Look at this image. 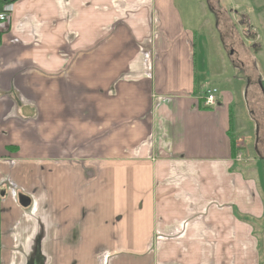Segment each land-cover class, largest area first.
<instances>
[{
  "label": "crops",
  "instance_id": "obj_1",
  "mask_svg": "<svg viewBox=\"0 0 264 264\" xmlns=\"http://www.w3.org/2000/svg\"><path fill=\"white\" fill-rule=\"evenodd\" d=\"M207 2L231 58L241 14L227 21ZM6 9L0 115L13 100L34 120L13 93L23 83L42 113L29 136L0 123V264H264V81L242 48L231 66L247 79L243 118L231 70L223 91L203 86L218 53L173 0Z\"/></svg>",
  "mask_w": 264,
  "mask_h": 264
},
{
  "label": "rangeland",
  "instance_id": "obj_2",
  "mask_svg": "<svg viewBox=\"0 0 264 264\" xmlns=\"http://www.w3.org/2000/svg\"><path fill=\"white\" fill-rule=\"evenodd\" d=\"M238 0H218L217 7L218 10H216L218 13H222L219 17H224L227 21H231V15L236 14L235 12H238L237 14H241L240 16L234 15L235 21V29L237 30V34L240 37L241 41V48L245 52V56L248 57L246 60L250 64V67L256 71L257 74L260 75V78L264 81V0H239L240 2H237ZM174 5L182 10L187 18V20H190L191 14H194L198 21H201L204 24L203 26H200L203 28V33L211 39V42L214 45V51L216 50L218 53V62H215L212 59V56L209 54V62H208V75L206 76L207 79L204 80V87H216V89L220 91H223L225 89V82L224 77H220L221 74L226 73L228 70L231 75L233 73L232 80H234V85H232L231 90L233 91L234 97H235V110L238 111V113L242 112V118L244 116L245 111L242 110L241 106L243 105L242 97H241V90L244 89V87L247 85V79H245V72L241 70H234L231 66V60L235 63L234 59L237 58L236 55L239 54V49L237 51H234L231 58H229V49L227 51L225 50L226 46H224L221 42V38L229 40V30L224 32H221L218 30L216 26V16L214 12L211 10L210 3L207 2V0H173ZM190 14L188 15V11ZM192 16V15H191ZM236 16L238 17L236 19ZM193 19V17H192ZM250 21V26L252 27V34L249 35L250 29L247 28V24ZM202 25V24H201ZM201 28V29H202ZM1 29V27H0ZM230 29V28H229ZM227 32V33H226ZM247 34L249 36H247ZM231 36V35H230ZM231 40V37H230ZM254 40V41H253ZM250 41V44L248 43ZM253 42L256 44V49L252 46ZM232 43V40L230 41ZM225 47V48H224ZM210 53V52H209ZM230 60H229V59ZM220 74V75H219ZM235 76V78H234ZM33 76H28L27 74H21L17 76V78H32ZM203 77V76H202ZM203 79V78H202ZM28 81V80H26ZM261 84V82H260ZM28 84H18L17 89L13 90V93H15L17 99L24 105V108L21 109L23 114H27L33 111V114H35L34 120H28L29 118H26L25 116L21 119L22 115H18L17 113V107L16 102L12 100V104L10 105L7 101L6 104L3 103V106H1V114L0 115V123H3L2 121H12V127H17V130H28V136L29 131L32 130L33 127H35L38 124V121H40V115L42 111L40 110V107L37 102V93L36 91H28V89H25V86ZM264 85V83H263ZM28 86V88H29ZM217 90V91H218ZM26 97V100H23ZM30 96V97H29ZM28 98V99H27ZM22 99L23 102L20 100ZM27 105V106H26ZM32 109V110H31ZM19 111V110H18ZM20 117V118H19ZM19 118L20 121L17 123L15 122ZM249 120V118H248ZM250 121V120H249ZM33 122V123H32ZM251 122V121H250ZM254 127V125H252ZM251 127V128H252ZM31 136H35V133H31ZM250 135L252 138V144L253 141H255V132ZM36 141V140H34ZM249 142V141H248ZM253 148V144H252ZM259 236H262V233L259 234ZM259 239V237H258ZM260 242L264 243L263 236L261 237ZM259 254H261V261L264 260V248L263 244L260 243L258 248Z\"/></svg>",
  "mask_w": 264,
  "mask_h": 264
},
{
  "label": "built area",
  "instance_id": "obj_3",
  "mask_svg": "<svg viewBox=\"0 0 264 264\" xmlns=\"http://www.w3.org/2000/svg\"><path fill=\"white\" fill-rule=\"evenodd\" d=\"M6 7H4L5 9H3L2 12H0V27L3 24H5L9 19V13H8V10L6 9ZM217 94H218V91L216 89L212 88V89L208 90L204 96V103H203L204 106L205 107L214 106L216 103Z\"/></svg>",
  "mask_w": 264,
  "mask_h": 264
},
{
  "label": "trees",
  "instance_id": "obj_4",
  "mask_svg": "<svg viewBox=\"0 0 264 264\" xmlns=\"http://www.w3.org/2000/svg\"><path fill=\"white\" fill-rule=\"evenodd\" d=\"M14 1H15V0H0V12L3 11V9H4L5 6H7V5L13 3ZM8 13H9V11H8ZM232 119H233V118L231 117V120H230V126H232V124H233V120H232ZM231 140L233 141V139H231ZM232 144H233V142H232Z\"/></svg>",
  "mask_w": 264,
  "mask_h": 264
},
{
  "label": "water",
  "instance_id": "obj_5",
  "mask_svg": "<svg viewBox=\"0 0 264 264\" xmlns=\"http://www.w3.org/2000/svg\"><path fill=\"white\" fill-rule=\"evenodd\" d=\"M18 200H19V204L24 208H27L30 204L29 199L25 196L19 195Z\"/></svg>",
  "mask_w": 264,
  "mask_h": 264
}]
</instances>
